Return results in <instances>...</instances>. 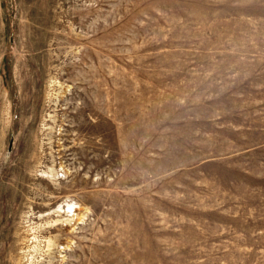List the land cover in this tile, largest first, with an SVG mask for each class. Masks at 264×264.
<instances>
[{"label":"rangeland","instance_id":"rangeland-1","mask_svg":"<svg viewBox=\"0 0 264 264\" xmlns=\"http://www.w3.org/2000/svg\"><path fill=\"white\" fill-rule=\"evenodd\" d=\"M0 264H264V0H0Z\"/></svg>","mask_w":264,"mask_h":264},{"label":"bare ground","instance_id":"bare-ground-1","mask_svg":"<svg viewBox=\"0 0 264 264\" xmlns=\"http://www.w3.org/2000/svg\"><path fill=\"white\" fill-rule=\"evenodd\" d=\"M67 205V208H66V210H69V211H71L72 209H73V206H72V204L71 203H67L66 204ZM59 207H61L60 205H59ZM68 212V211H67ZM37 238V237H36ZM34 240V239H33ZM39 242V241H38ZM49 245V244H48ZM53 246V245H52ZM34 247V246H33ZM47 247V246H46ZM48 248V247H47ZM51 249V248H50ZM32 262V261H31Z\"/></svg>","mask_w":264,"mask_h":264}]
</instances>
